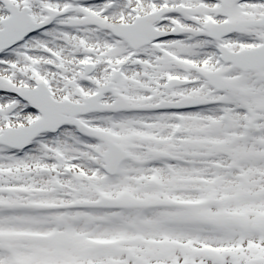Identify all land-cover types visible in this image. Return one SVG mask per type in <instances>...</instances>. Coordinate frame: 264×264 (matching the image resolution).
Returning <instances> with one entry per match:
<instances>
[{
  "label": "snow or ice",
  "instance_id": "obj_1",
  "mask_svg": "<svg viewBox=\"0 0 264 264\" xmlns=\"http://www.w3.org/2000/svg\"><path fill=\"white\" fill-rule=\"evenodd\" d=\"M0 264H264V0H0Z\"/></svg>",
  "mask_w": 264,
  "mask_h": 264
}]
</instances>
